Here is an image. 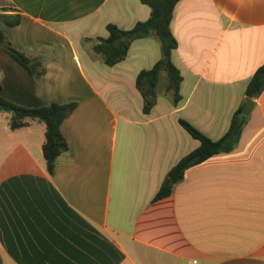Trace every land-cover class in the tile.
<instances>
[{
    "label": "crops",
    "instance_id": "obj_1",
    "mask_svg": "<svg viewBox=\"0 0 264 264\" xmlns=\"http://www.w3.org/2000/svg\"><path fill=\"white\" fill-rule=\"evenodd\" d=\"M20 15L11 45L38 59L30 76L0 49V96L25 107L76 103L61 126L68 150L52 175L44 126L11 130L0 112L2 264H264V88L227 153L185 169L155 200L168 172L198 147L184 120L212 141L244 106L264 62V0H183L172 14L171 61L182 82L172 104L161 72L144 114L137 74L160 58L153 36L106 66L92 51L107 24L148 19L138 0H0Z\"/></svg>",
    "mask_w": 264,
    "mask_h": 264
},
{
    "label": "trees",
    "instance_id": "obj_2",
    "mask_svg": "<svg viewBox=\"0 0 264 264\" xmlns=\"http://www.w3.org/2000/svg\"><path fill=\"white\" fill-rule=\"evenodd\" d=\"M146 5L150 14L146 21L137 22L131 29L122 30L116 25L107 24L106 38H96L92 47L94 54L100 56L102 62L112 67L122 62L128 53L134 40L153 36L160 46V58L148 70L140 71L135 79L136 90L142 97V111L147 114L156 102L159 75H166L165 91L172 97V104L176 106L180 101L179 87L182 77L179 70L171 61V53L177 47V42L170 31V23L174 8L183 0H138ZM8 8L0 9V49L19 64L30 76L39 78L44 75L42 63L24 52L16 50L8 41L2 31V26L15 27L20 24L21 18L17 13ZM264 88V62L252 74L245 87V96L248 99H256ZM76 108V103L58 104L51 103L39 108H25L15 105L0 96V112L10 113L9 128L17 130L29 126L31 123H39L44 126V142L42 155L45 161L46 171L52 175L55 169L56 159L68 150L67 143L61 133L60 126ZM242 106L232 115L226 134L217 141H212L196 128L184 120H179L180 126L199 145L192 152L181 158L178 163L166 175L155 200L170 195L172 188L183 177L185 169L189 166L200 164L211 156L219 153L230 152L236 145L240 130L244 124L241 116Z\"/></svg>",
    "mask_w": 264,
    "mask_h": 264
},
{
    "label": "water",
    "instance_id": "obj_3",
    "mask_svg": "<svg viewBox=\"0 0 264 264\" xmlns=\"http://www.w3.org/2000/svg\"><path fill=\"white\" fill-rule=\"evenodd\" d=\"M254 103L251 99H246L244 106L242 107L241 110V116L245 117L250 113V110L252 109ZM0 264H2L1 260H0Z\"/></svg>",
    "mask_w": 264,
    "mask_h": 264
},
{
    "label": "rangeland",
    "instance_id": "obj_4",
    "mask_svg": "<svg viewBox=\"0 0 264 264\" xmlns=\"http://www.w3.org/2000/svg\"><path fill=\"white\" fill-rule=\"evenodd\" d=\"M159 84L161 83V81L160 82H158ZM159 89H160V86H159ZM159 89H158V91H159ZM158 91H156V92H158ZM2 113H4V114H6V115H9L10 116V113L9 112H6V111H3Z\"/></svg>",
    "mask_w": 264,
    "mask_h": 264
}]
</instances>
